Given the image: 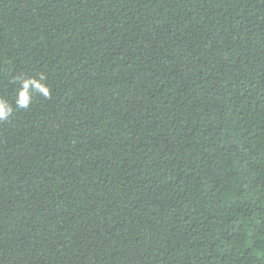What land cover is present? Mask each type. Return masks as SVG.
Here are the masks:
<instances>
[{
  "label": "trees",
  "instance_id": "16d2710c",
  "mask_svg": "<svg viewBox=\"0 0 264 264\" xmlns=\"http://www.w3.org/2000/svg\"><path fill=\"white\" fill-rule=\"evenodd\" d=\"M0 97V264H264V0H0Z\"/></svg>",
  "mask_w": 264,
  "mask_h": 264
},
{
  "label": "clouds",
  "instance_id": "9594fccd",
  "mask_svg": "<svg viewBox=\"0 0 264 264\" xmlns=\"http://www.w3.org/2000/svg\"><path fill=\"white\" fill-rule=\"evenodd\" d=\"M23 88L18 92L17 99L15 100V107L17 110L27 108L31 103V93L29 86L32 85L34 88L44 96L50 95V89L44 86L41 81L36 79H25L21 81ZM13 105L3 97H0V121L7 120L13 113Z\"/></svg>",
  "mask_w": 264,
  "mask_h": 264
}]
</instances>
